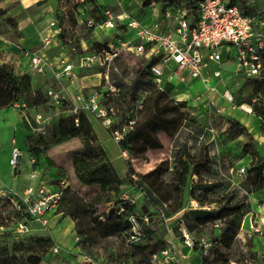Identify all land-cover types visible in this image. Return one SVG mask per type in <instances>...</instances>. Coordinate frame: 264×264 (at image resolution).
Instances as JSON below:
<instances>
[{"label": "trees", "instance_id": "1", "mask_svg": "<svg viewBox=\"0 0 264 264\" xmlns=\"http://www.w3.org/2000/svg\"><path fill=\"white\" fill-rule=\"evenodd\" d=\"M199 1L163 0L165 7L185 2L193 10ZM81 5L88 7L92 18H104L97 0H83ZM62 26L61 22L60 27ZM77 28L80 27H69L62 31L60 40L70 54L80 57L84 51L81 49V34ZM14 33L16 39H19L16 21L7 17L0 24V35ZM67 35L69 40L66 39ZM72 42H75V47L71 45ZM96 46L99 48L96 54L107 47L101 44ZM122 56L114 61L110 69V82L118 93L106 96L105 92L103 106L115 122L108 128L111 135L114 131H123L128 127L118 143L121 151L130 156L126 161L128 176L125 179L120 178L99 142L87 114L84 111L74 113L72 108H63L62 111L69 113L59 117L57 132L51 143L69 145L75 142L76 147L70 150L67 167L72 170L71 183L57 181V189L61 191L62 197L56 214L74 222V231L78 237L76 246L86 256L104 264H153L154 256L169 248L168 242L162 239L155 241V220L161 214L170 219L179 213H182V221L193 238V250L200 249L203 252L202 241L205 240L212 244L211 252L216 249L212 256L210 252L202 257V264H245L248 255L250 258L254 257L251 253L252 241L243 244L239 240L243 220L250 212L249 204L246 203L247 197H240V190H230V184L215 177L217 171L209 149L192 153L187 142H184L151 171L145 174L136 173L132 160L144 162L151 153L162 152L165 149L163 137L175 143L179 133L189 125L191 119L186 111L187 102L176 101L172 97L176 86L174 82H165L161 90L155 88L151 67L157 59L139 58V64L130 75V67L121 60ZM248 79L252 84V99L249 104L253 110L263 109L260 116L264 121V106L261 107L264 103V70L258 78ZM31 82L29 74L17 77L10 65L1 64L0 111L30 98L34 100L35 107L49 106V101L42 92L33 93ZM259 93L262 94L260 102L253 104V99ZM143 94H146L145 98ZM141 100L139 107L138 102ZM76 119L78 125L75 123ZM25 123L32 131L27 141L38 139L36 146L30 147V151L40 158L49 149L50 142L45 140L44 135L33 132L26 118ZM226 133L230 140L245 137L243 154L250 153L255 141L241 124L234 120L229 121ZM46 161L49 167L60 170V176L66 175V170L50 157ZM62 182L65 184L61 185ZM124 183L143 194L142 200L147 214L152 217V226L147 229L146 239L139 244H132L128 240V215L137 210L138 204L124 202L121 199L124 193L115 192ZM242 188L246 196L263 190V173L257 169L250 170ZM192 201L198 204V208L189 206ZM101 205H107L105 213H100ZM204 205H218V209L206 211L202 209ZM14 215L15 231L19 220L25 219L30 224L31 218L27 213L15 210ZM8 219L11 220V217L5 218V223L9 222ZM176 228L178 230V225ZM53 247L54 242L49 237H34L29 244L21 241L13 249L1 247L0 264H42L44 256ZM99 250L107 255V262L94 257ZM18 252L22 254L18 255ZM25 253L29 255L25 256Z\"/></svg>", "mask_w": 264, "mask_h": 264}, {"label": "rangeland", "instance_id": "2", "mask_svg": "<svg viewBox=\"0 0 264 264\" xmlns=\"http://www.w3.org/2000/svg\"><path fill=\"white\" fill-rule=\"evenodd\" d=\"M1 1L2 0H0V2ZM97 2L102 10L108 9L114 14H123L138 19L140 18L144 22L151 16L154 7L158 9L162 5L164 6L163 0H97ZM82 3V0L59 1L56 11L50 13L52 21H50L49 25L53 29L52 34H54V39L60 44V34L62 31L69 27H80L77 28V30L79 34H81L80 45L81 49L84 51L81 56H85L97 52L99 48L96 45H100V43L103 45L113 43L117 37L115 33L109 31H91L82 24L81 21L91 17L88 14V7H83L81 5ZM6 12L7 9L4 10L0 7V17H2L0 24L4 23L7 17H10L7 15L5 16ZM29 13L31 14L33 11ZM14 14H17V12H12L11 18ZM13 19L14 21L17 20V18ZM61 22L63 23L62 27H60ZM15 35L16 33L5 35V37L16 42L17 39ZM66 39L69 40V35H67ZM71 45L74 47L76 46L75 42H72ZM74 47L73 51L76 50ZM231 50L232 52L234 51L233 48ZM222 52L224 57L228 56L225 50L222 49ZM73 56L72 60L76 66V74L78 76L98 74L99 84L87 90L85 96L87 98L96 96L98 106L103 108V95L109 87L108 79L110 80L111 67L107 69L106 67L94 65L85 68L80 65L79 56L75 54ZM133 56L132 54L125 53L121 59L129 65L130 75H132L133 68H135L140 61L138 57ZM3 63H8L7 65H9L7 57L0 53V65ZM11 67L17 77L22 75L20 72L16 71L14 66ZM83 71L84 73L82 74ZM221 71L222 77L220 79H215L213 77L211 79L209 78L208 84L203 83L202 80H187L184 83H175L176 86L172 92V97L176 101L187 102L186 111L191 122L179 133L175 143L163 137L165 149L162 152L151 153L144 162L132 160V165L135 171L137 169L136 173L145 174L154 169L161 160L170 157L172 152H174L181 143L187 142L189 150L192 153H199L202 149L207 148L214 159V167L217 171L215 177L217 179H222L224 183L230 184V190H240V197H247L246 203L249 204L250 212L246 216L250 215V217H252L251 223L255 226L257 223L255 222L257 216L259 217V220H257L259 222L264 219V194L253 203V208L250 199L254 197L255 194L246 196L247 194L243 190L242 185L246 181L249 171L252 169H257L262 172L264 176V121L260 116L262 115L263 109H251L252 107L249 103L252 99V84L248 78L238 73L236 68L230 64L222 65ZM214 86L217 87V92L212 93L210 88ZM226 92L232 94V101L229 100L230 95H227ZM44 95L49 101V106H44L40 111H37V113L48 114L52 120L44 135L45 140L50 142V146L40 158L35 157L30 151V147L36 146L38 139L32 142L27 141L32 131L27 128L25 123V118L32 119L36 114L34 100L31 98L26 101L24 100L22 103H18L6 109V111L0 112V248L8 247L9 249H13L21 241L29 244L34 237L51 238V234H53L58 238L61 244H63V249L55 252L54 247L51 248L49 253L44 256L42 264H84V259L80 256L83 255L85 257L86 255L81 250L80 252H78V250L70 252L75 245L73 244L74 233L72 231L65 232V224H56L52 230L41 229L38 234L32 231L31 233L19 234L13 229L16 221V219L13 218L15 216V208L12 205L10 197H14L15 192L22 194L25 188L30 185L35 187L45 185L49 188L51 186H57V181L59 180H65L67 184L72 181L70 177L72 170L67 167L70 160V150L76 147L75 142H71L69 145H55L51 143V141L56 135L59 117L69 113L66 110L62 111V109L72 108L73 104L69 100H65L62 105L52 107L46 91ZM245 105L250 107L251 111L249 113L241 109ZM263 106L264 103L261 104V107ZM86 113L92 115L89 112ZM99 119V122H95V125L101 136L115 147V156H123L122 151L117 148L116 145L118 144L114 141L113 136H110L111 138L109 137L110 134L102 124L105 117ZM231 120L241 124L255 141L248 155H244L242 149V145L246 141V138L240 137L235 140H230L226 133L229 127V121ZM114 123V119L112 118L111 126ZM14 146L20 147L23 151V156L16 168L10 166L11 152ZM47 157H50L56 164L63 167V169L66 170V175L60 176V170L49 167L46 161ZM125 159L129 160L130 156L128 155ZM115 162L118 166L117 171L122 174V172L126 170V162L123 158H118ZM241 169L245 170L243 175L239 174ZM34 173H36L35 177H33ZM129 188L130 187L124 183L122 187H118L115 192H126L130 195L132 193H129ZM189 206H191V203ZM141 207H145L144 201L139 199L138 208L140 209ZM106 209L107 205H101L100 213H105ZM202 209L206 211H215L218 209V205H204ZM151 211L153 210L151 209ZM9 216L11 220L8 219L9 222L5 223V218ZM155 221V241L162 239L167 242V239H170L174 235L183 242V238L176 228L177 218L168 221H159L158 219ZM250 231L251 236L260 235L261 237L257 238L256 245L253 244V248L251 249V253L254 254V257L250 258V255H248V261H246L245 264H264V227L263 232L260 234L254 233L252 226L250 227ZM242 239L243 240H239L243 244L247 243L249 240L253 243L252 238L247 236V234H243ZM204 242L207 243L209 240L202 241V243ZM248 250L249 249H244V251ZM193 251L200 256L201 259L204 256V253L200 249H195ZM214 251L211 252L210 256L213 255ZM17 254L20 255L22 253L18 252ZM24 255L28 256L29 254L25 253ZM106 256L107 255L104 254L102 250H99L94 255V257L107 262Z\"/></svg>", "mask_w": 264, "mask_h": 264}, {"label": "built area", "instance_id": "3", "mask_svg": "<svg viewBox=\"0 0 264 264\" xmlns=\"http://www.w3.org/2000/svg\"><path fill=\"white\" fill-rule=\"evenodd\" d=\"M83 2V0H82ZM194 12V13H193ZM104 18L101 20L89 18L84 21L85 26L94 32L114 31L117 28L115 15L110 10L103 12ZM127 23L121 24L117 44L104 47L99 54H92L83 57L80 61L82 67L99 65L110 69L114 61L125 53L132 54L145 60L157 59L151 67V74L155 88L162 89L165 82L184 83L187 80H202L208 84L209 78L205 72L208 68H215L212 77L220 79L222 77L221 67L226 61L234 64L237 72L245 78H258L264 70V30L263 22L257 15L248 14L242 11L232 0H200L196 9H191L187 3L166 6L161 16L155 18L150 23H143L130 16L125 15ZM52 37L49 35L43 39L45 45H50ZM234 49L232 52L231 49ZM222 49L228 54L224 57ZM62 70L55 73V78L59 82L64 76L74 75L75 65L73 63H62ZM47 66L45 58L35 53L31 59V68L34 72L43 73ZM108 78V77H107ZM106 96L115 95L118 90L112 86L108 79ZM212 93L217 92V87H211ZM47 97L54 107L60 106L66 100L61 89L52 86L47 90ZM229 100L233 97L230 92H226ZM226 95V96H227ZM143 98L146 94L142 95ZM262 94L259 93L252 103L260 102ZM72 111L89 112L95 117H105L103 123L110 127L112 118L108 117L106 108L98 106L96 96L87 98L84 93L79 92L72 99ZM142 100L138 102L141 107ZM252 109V108H251ZM52 118L48 114L36 113L32 119L26 118L28 125L33 132L41 135L46 134ZM78 125V119L75 120ZM128 127L123 131H114L112 136L118 144ZM122 155L127 158L126 152ZM23 156L20 147L14 146L11 152L10 166L16 168ZM245 173L244 169L239 171L240 175ZM34 173L33 177H35ZM62 182L61 185H64ZM136 193H124L121 199L130 204H137V200L142 199L143 194L133 188ZM62 193L58 189L51 190L45 185L29 186L22 194L14 193L10 197L12 205L17 212L27 213L31 222L37 223L41 228L47 229L49 217L57 213ZM192 208H198V204L191 202ZM125 211V209H122ZM171 219V218H170ZM163 214L158 217L159 221H168ZM129 234L128 240L132 244L142 243L146 239L147 229L152 226L151 215L144 213L142 208L128 215ZM178 231L183 238V243L193 250L194 241L188 233L182 217L177 218ZM264 219L252 225L254 233H262ZM16 231L30 233L29 224L26 220H19L16 224ZM212 244L203 243V253L208 255L211 252ZM58 252L57 248H54ZM168 248L154 256L153 264H159L172 260ZM84 264H104L92 257L85 256ZM235 264V263H234Z\"/></svg>", "mask_w": 264, "mask_h": 264}, {"label": "crops", "instance_id": "4", "mask_svg": "<svg viewBox=\"0 0 264 264\" xmlns=\"http://www.w3.org/2000/svg\"><path fill=\"white\" fill-rule=\"evenodd\" d=\"M232 2L235 5H237L242 11L248 14L257 15L258 18L263 22V30H264V0H232ZM58 5H59V0H46V1L45 0H2L0 2V7L3 8L4 10L7 9L5 16L7 15L11 17L12 12H17V14L12 15L13 16L12 18H17L16 23L20 38L17 39L16 42H14L12 40L7 39L4 35H0V53L4 54L7 57V60L9 61V65L14 66L17 72H20L22 75L29 74L31 76L32 78L31 85H32L33 93L42 92L44 94L45 91L47 92L48 89L54 86L57 89H61L66 97V100H69L72 103V99L79 92L85 94L87 90H90L94 86H97L99 84V78H98V74L91 76L90 75L78 76L76 74V66H75L73 76L70 77L64 76L60 79L59 82L56 80L54 75L56 72L62 70L63 62L64 63L70 62L74 64L72 60L74 57L73 54H70L67 51V49H65L60 43L57 42V40L54 39V34H52L53 29L49 25L50 21H52V17L50 13L55 12L56 9L58 8ZM164 8L165 6L163 5L158 9L154 7L151 16L147 18L145 22L142 21L140 18L138 19L132 16L130 17L138 21H141L143 23H150L155 18L161 16V13ZM105 10L107 9H103L102 12H104ZM31 11H33V13L30 14L29 12ZM114 15L117 21V28L114 31H109V32L115 33L116 37H118L119 30L122 27L121 24L127 23V20L125 19V15L123 14H114ZM89 18L91 17H88V19ZM1 19L2 17H0V20ZM85 20H87V18L81 21V23L84 24ZM49 35L52 37V42L50 45H45L43 43V39ZM100 44L103 45L102 43ZM116 44H117V38L113 43H109L106 45L110 46ZM35 53L42 55L46 60L47 66L45 67L43 73L34 72L31 68V59ZM86 56L88 55L80 56L79 57L80 61L82 60L83 57ZM224 64H230L231 66H234L233 62L231 61H226ZM213 70L214 68H208L205 72L206 76L210 79L212 78L211 74ZM83 73L84 71L82 72V74ZM42 108L43 106L35 107L34 108L35 113H37V111H40ZM4 111L6 110H1L0 112H4ZM87 116L92 124L93 130L97 135L99 142L101 143L111 163L117 170L118 166L115 160H117L118 158H123L125 162L127 160L121 155L115 156L116 155L115 147L101 136L97 126L95 125V122H99L100 119H98L94 115L87 114ZM102 124L109 133L108 131L109 127L106 126L104 123ZM110 136L112 135L110 134L109 137ZM116 146L119 150H121L118 145ZM125 166H126V170L123 171L122 174H120L117 171L121 179H125L128 176L127 163ZM49 188L51 190H56L57 186H51ZM129 189H130L129 193L132 194L136 193V191L132 187H130ZM262 192H264V189L259 192L253 193L255 195L250 199L252 207H253V203H255L259 198H261V196H263L262 194L264 193ZM138 202L139 200H137V204ZM141 208L143 209L144 207ZM181 215L182 213H179L173 218H178ZM251 219L252 217H250V215L245 216L243 220L242 230L239 234V239L243 240L242 235L247 234V236L252 238L253 244L256 245L257 238H260L261 236L260 235L251 236L250 233L251 232L250 227L252 226ZM257 220H259L258 216L255 222H259ZM60 223L66 225L65 232L72 231L74 233L73 244L75 245L70 252H72L73 250H78V252H80V248L76 246V241L78 240V237L74 231V222L70 218H63L60 214H53L49 217V224H48L49 228L47 229L52 230L56 226V224H60ZM29 228H30V232L32 231L33 233L36 234H38V232L41 229H43L35 222H31L29 224ZM51 239L54 242V248H57L58 251L63 249V244H61L58 238L55 237L53 234H51ZM167 242L169 243V249L171 250L170 254L173 257V259L168 260L166 262L160 260L159 264H202V259L200 258V256H198L193 250L188 248L176 236L173 235L170 239H167ZM80 257L84 259L83 255H81Z\"/></svg>", "mask_w": 264, "mask_h": 264}, {"label": "bare ground", "instance_id": "5", "mask_svg": "<svg viewBox=\"0 0 264 264\" xmlns=\"http://www.w3.org/2000/svg\"><path fill=\"white\" fill-rule=\"evenodd\" d=\"M241 109L244 110V111H246V112H248V113L251 111L250 107H248L246 105L243 106Z\"/></svg>", "mask_w": 264, "mask_h": 264}, {"label": "water", "instance_id": "6", "mask_svg": "<svg viewBox=\"0 0 264 264\" xmlns=\"http://www.w3.org/2000/svg\"><path fill=\"white\" fill-rule=\"evenodd\" d=\"M142 211H143L144 213H147V209H146L145 207L142 209Z\"/></svg>", "mask_w": 264, "mask_h": 264}]
</instances>
